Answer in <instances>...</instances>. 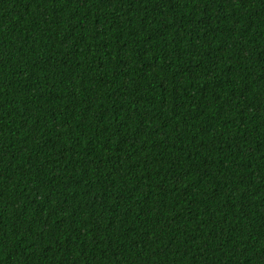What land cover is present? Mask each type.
Wrapping results in <instances>:
<instances>
[{
  "label": "trees",
  "instance_id": "obj_1",
  "mask_svg": "<svg viewBox=\"0 0 264 264\" xmlns=\"http://www.w3.org/2000/svg\"><path fill=\"white\" fill-rule=\"evenodd\" d=\"M0 264H264V0H0Z\"/></svg>",
  "mask_w": 264,
  "mask_h": 264
},
{
  "label": "bare ground",
  "instance_id": "obj_2",
  "mask_svg": "<svg viewBox=\"0 0 264 264\" xmlns=\"http://www.w3.org/2000/svg\"><path fill=\"white\" fill-rule=\"evenodd\" d=\"M137 193V192H136ZM147 201V200H146Z\"/></svg>",
  "mask_w": 264,
  "mask_h": 264
}]
</instances>
